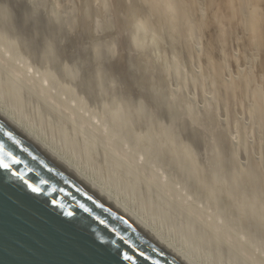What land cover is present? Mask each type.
Segmentation results:
<instances>
[{
    "label": "rangeland",
    "instance_id": "1",
    "mask_svg": "<svg viewBox=\"0 0 264 264\" xmlns=\"http://www.w3.org/2000/svg\"><path fill=\"white\" fill-rule=\"evenodd\" d=\"M162 1L0 0V112L190 262L264 264V35Z\"/></svg>",
    "mask_w": 264,
    "mask_h": 264
},
{
    "label": "water",
    "instance_id": "2",
    "mask_svg": "<svg viewBox=\"0 0 264 264\" xmlns=\"http://www.w3.org/2000/svg\"><path fill=\"white\" fill-rule=\"evenodd\" d=\"M0 160V264H185L1 119Z\"/></svg>",
    "mask_w": 264,
    "mask_h": 264
},
{
    "label": "bare ground",
    "instance_id": "3",
    "mask_svg": "<svg viewBox=\"0 0 264 264\" xmlns=\"http://www.w3.org/2000/svg\"><path fill=\"white\" fill-rule=\"evenodd\" d=\"M99 1V0H98ZM145 1V0H144ZM150 1V0H149ZM162 1V0H161ZM164 1V0H163ZM163 1L161 2V5L163 3ZM76 2V1H75ZM92 2V1H91ZM152 2V0H151ZM150 2V4H151ZM157 1H155L156 3ZM93 3V2H92ZM199 3H201L199 0H192V4H194V6L198 7V5H200ZM221 3V0H220ZM218 1V4H220ZM111 4V3H110ZM134 4V3H133ZM154 4V3H153ZM255 5L257 4L258 7H263L264 8V0H223V5L222 8L223 9V14L225 15H220V18L222 20H220L221 23H223L225 26L220 28L217 31H225L227 32V36L232 32V30L234 29V22L238 21L241 24H247L249 23V26L255 31V32H261V34L263 33L264 35V15L262 14L261 10L257 9L254 10L252 8L249 7V9L245 10L244 5L245 6H250V5ZM155 5V4H154ZM153 5V6H154ZM12 6V5H11ZM149 6V5H148ZM152 6V7H153ZM157 6V5H156ZM155 6V7H156ZM164 7V5H162ZM192 5V7H194ZM103 7V6H102ZM154 7V10H155ZM158 7V6H157ZM194 7V8H195ZM99 8V7H98ZM127 8V7H126ZM130 8V7H129ZM160 8V6H159ZM92 9V8H91ZM193 9V8H191ZM200 9V8H199ZM12 10V9H11ZM100 10V9H99ZM158 10V9H156ZM161 10V8H160ZM158 10V12L160 11ZM196 10V9H195ZM193 10V11H195ZM198 10V9H197ZM196 10V11H197ZM228 11V13L225 12ZM92 11V10H91ZM167 11V10H166ZM96 12V10H95ZM149 12V11H148ZM157 12V13H158ZM198 12V11H197ZM9 13V12H8ZM152 13V12H149ZM154 13V12H153ZM156 13V12H155ZM156 13V15H157ZM164 13V12H163ZM162 13V14H163ZM159 14V13H158ZM161 14V12H160ZM165 14V13H164ZM2 15V14H1ZM98 16V13H97ZM103 16V15H102ZM159 16V15H158ZM162 16V15H161ZM160 16V17H161ZM164 16V15H163ZM166 16V15H165ZM164 16V17H165ZM138 17V16H137ZM97 18V17H96ZM111 18V17H110ZM136 18V17H133ZM162 18V17H161ZM29 19V18H28ZM126 20V18H125ZM124 20V21H125ZM247 20V22H246ZM110 21V20H109ZM163 21V20H162ZM134 22V21H132ZM129 24V23H128ZM143 24V23H142ZM103 25V24H102ZM217 23H211V29L215 30ZM114 27V26H113ZM124 28V27H123ZM210 28V27H209ZM208 28V29H209ZM139 29V28H138ZM137 29V30H138ZM263 29V30H262ZM111 30V29H110ZM262 30V31H261ZM158 31V30H156ZM210 31V29H209ZM184 34V33H183ZM152 35V34H151ZM118 37V36H117ZM131 44V43H130ZM129 44V45H130ZM131 47V46H130ZM204 47V46H203ZM211 49V48H210ZM264 54V51L262 52ZM159 59V58H158ZM264 60V59H263ZM155 61V60H154ZM154 64V63H153ZM264 66V65H263ZM215 69V68H214ZM217 70V69H216ZM219 70V69H218ZM254 72V71H253ZM107 76V75H105ZM246 84H248L246 82ZM107 89V88H106ZM154 99V98H153ZM37 102V101H36ZM41 103V102H40ZM39 105V104H38ZM171 105V104H170ZM165 107V106H164ZM45 108V107H44ZM164 109V108H163ZM167 109V108H166ZM170 111V110H169ZM168 111V112H169ZM163 112V111H162ZM167 114V113H166ZM190 116V115H189ZM53 117V116H52ZM0 119L3 120L5 123H7L10 127H12L15 131H17L19 134H21V136H23L28 142H30L31 144H33L35 147H37L42 153H44L46 156H48L52 161H54L57 165L61 166L62 168L70 171L71 173L75 174L77 177H79L81 180H83L85 183H87L89 186H91L107 203H109L111 206H113L114 208H116L118 211H120L122 214H124L125 216H127L129 219H131L132 221H134L139 227H141L145 232H147L152 238H154L167 252H169L170 254H172L174 257H176L177 259H179L180 261H182L185 264H194L192 261L190 262L184 255L181 254V252H178L177 250H174V248L170 247L168 244H166L164 242V240L160 237V235H156L155 232H152L148 227H146L141 221H139L136 216L134 217L132 215V213L130 214V212L126 211V209H124L122 207V205H119L118 202L114 201L106 192H104L103 190L99 189L97 186H95L94 184H92L89 180H87L86 178H84L82 175H80V173H77V171L74 170V168L70 167L67 163H65V161L59 159V157L55 156L51 151H49L47 148H45L43 145H41L40 143L37 142V140H35L32 136H30L28 133H26L22 127H20L18 124L14 123L11 119L7 118L6 115L3 114V112H0ZM65 126V125H64ZM70 129V128H69ZM75 133V132H74ZM86 149V148H85ZM260 150V149H259ZM95 151V150H94ZM263 152V151H261ZM260 152V153H261ZM92 153V152H91ZM101 154V153H100ZM100 157V156H99ZM106 159V158H105ZM68 162V161H67ZM105 164V163H104ZM109 164V163H108ZM115 198V197H114ZM153 198V197H152ZM149 200V199H148ZM140 219V218H139ZM187 249V247H186ZM186 252V251H185ZM225 255V254H224ZM188 257V256H187ZM201 262V261H200Z\"/></svg>",
    "mask_w": 264,
    "mask_h": 264
},
{
    "label": "snow or ice",
    "instance_id": "4",
    "mask_svg": "<svg viewBox=\"0 0 264 264\" xmlns=\"http://www.w3.org/2000/svg\"><path fill=\"white\" fill-rule=\"evenodd\" d=\"M0 168L8 169V168H9V165L6 164V163H3V161L0 160ZM32 191H33V192H37L38 189H37V188H33ZM126 258H127V257H126Z\"/></svg>",
    "mask_w": 264,
    "mask_h": 264
}]
</instances>
